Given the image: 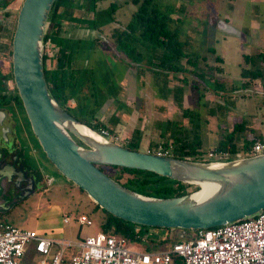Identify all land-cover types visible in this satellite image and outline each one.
I'll return each mask as SVG.
<instances>
[{
	"label": "rangeland",
	"instance_id": "rangeland-1",
	"mask_svg": "<svg viewBox=\"0 0 264 264\" xmlns=\"http://www.w3.org/2000/svg\"><path fill=\"white\" fill-rule=\"evenodd\" d=\"M154 1L160 5L161 9L167 7V16L170 17L168 25L178 33L181 40L188 41L189 47L186 51L189 52L190 59L196 61L201 70H206L211 81L214 79L220 82L222 86L218 88H222L226 93L225 97L217 94L214 88H211L212 86L206 90L202 89V96H200V92L194 90L192 86L197 82L196 76L190 72L169 73L167 76L151 72L144 63L145 56L142 61L144 67L142 74L136 71L135 64L122 63L116 56L112 58L113 28L126 25L136 8L128 0H116L118 4L115 13L116 21L106 25L102 32L91 33L97 38L96 47L107 52L103 56L110 64V66L99 64L97 69L95 66L97 77H99L97 85L102 94L107 96L96 113V118L110 127V117L120 116L125 120V124L114 133L127 140L132 135L129 128L141 126L140 129H143L139 145L141 151H146L150 141L163 140L154 133L158 132L156 122L166 119L175 121L179 127H186L188 130L198 129L202 149L206 152L213 146L215 148L221 132L226 133L232 128L233 123L241 122V120L247 121L246 130L243 133L245 138L250 141L257 137L256 128L264 127V89L259 80L248 88L240 87L243 81L240 78V71L243 54L259 51L264 53V0ZM21 3L22 0H12L11 5L0 8V71L7 73L11 71L10 44ZM108 4L109 1L104 2V5ZM77 13L75 12L76 15ZM67 25L68 23L64 22L63 27L68 30ZM72 33L76 34L75 30L69 34L72 35ZM47 50L45 46L44 52L48 53L49 50ZM196 55L198 60L193 58ZM215 56L221 57L222 61L215 60ZM181 62L188 69L195 68L192 63L186 61V58H183ZM46 67H51L49 60H46ZM183 78L187 79V83L182 82ZM164 79L169 90L178 86L183 87L182 108L173 102L172 93L168 92L166 97H162ZM104 81H109L110 85L103 86ZM5 84L9 93H15L13 80L10 77ZM97 95H100L99 91ZM224 101H226L227 110L223 115L218 113L217 116H209L207 114L211 105L214 107L217 103L222 105ZM68 103L76 105L73 99H70ZM259 105L261 109L256 108ZM10 112L15 134L14 136L11 131V139L17 143L20 158L25 165L40 174L41 181L33 195L15 204L0 218L12 225L34 229L52 237H84L100 231L98 221H100L101 213L91 211L95 202L85 191L66 179L46 158L32 133L23 105L18 102L15 108H10ZM196 112L199 115L198 127H195L194 121L191 120V113ZM188 135L192 137L193 133L190 131ZM195 189L196 187L191 186L188 192ZM79 214L89 216L93 223L80 225L76 220ZM65 216L70 218L67 223L63 221ZM178 232V229H150L149 233L156 234L155 241L167 244L177 237ZM164 239L167 240L163 241ZM149 242L145 240L142 246H146ZM129 247L134 248L132 245ZM142 248L135 247L137 250ZM30 255L24 260L33 261L39 258L31 249Z\"/></svg>",
	"mask_w": 264,
	"mask_h": 264
},
{
	"label": "water",
	"instance_id": "water-1",
	"mask_svg": "<svg viewBox=\"0 0 264 264\" xmlns=\"http://www.w3.org/2000/svg\"><path fill=\"white\" fill-rule=\"evenodd\" d=\"M6 0H0V7ZM56 0H22L12 36V77L33 135L46 158L100 208L133 224L196 231L249 217L264 209V153L229 160H198L131 150L80 122L53 97L44 71V37ZM0 111V116H1ZM84 126L99 138L80 130ZM2 135L5 137L4 133ZM3 180L13 167L1 166ZM100 165L146 170L196 187L157 197L134 191ZM207 186L205 190L204 187ZM14 202L0 201V214Z\"/></svg>",
	"mask_w": 264,
	"mask_h": 264
},
{
	"label": "trees",
	"instance_id": "trees-1",
	"mask_svg": "<svg viewBox=\"0 0 264 264\" xmlns=\"http://www.w3.org/2000/svg\"><path fill=\"white\" fill-rule=\"evenodd\" d=\"M91 2L93 7L85 17H78L74 14V0H56L52 13L50 14V23L47 33L44 37V42L50 40L51 44L55 46L56 52L53 55H48L44 52L43 62L44 71L47 84L54 97V99L65 108L72 116L80 122L98 130L100 127H105L109 131L111 128L96 118L101 104L106 100V94H102L100 87L97 85V71L90 66L87 58L88 51L96 46L97 38L88 41L82 39H75L67 36L68 30L63 27L64 22L73 24V26H80L88 30L103 31L106 25L115 22V13L118 9L116 0L109 2L105 8L97 9L96 4L103 0H83ZM131 4L136 6L132 12L130 20L124 26H115L113 28L111 37L112 51L111 57L116 56L122 63L128 65L135 64L136 71L140 74L144 72L143 59L146 57L145 64L148 69L154 73H162L167 76L169 73H186L190 72L195 75L197 82L193 83L194 90H198L201 94L202 89L214 88L217 94L225 97V92L222 90L220 82L213 79L206 74L205 69H200L196 61L190 59L189 52L186 48L189 43L186 40H181L177 32L172 30L168 25V17L166 8L161 9L160 5L154 0H128ZM12 0H6L5 6L11 5ZM12 44H10V52ZM186 58L188 63L195 66L193 69H188L182 65L181 60ZM198 60V56H193ZM46 60H49L51 67H46ZM215 60L222 61L221 57L215 56ZM103 64H107L103 62ZM102 66H105L103 65ZM221 71L220 68H217ZM5 71V70H4ZM12 77V69L10 73L0 71V104L9 103L11 100H18L20 98L16 95H5L1 93L4 80ZM241 81L240 87L248 88L259 80L264 89V53L259 51L257 53L243 54L240 71ZM183 83H187V79H182ZM109 81H104L103 86L110 85ZM217 84V85H216ZM164 91L161 93L162 97H166L167 93H172L173 102L183 107V87L178 86L170 89L166 86V79L163 80ZM201 87V88H200ZM100 95H97L98 91ZM111 90H113L110 87ZM224 92V93H223ZM113 94V93H112ZM70 99L75 101L74 106L69 107ZM207 103V102H206ZM226 101L222 105H213L207 111L209 116L223 115L226 111ZM191 120L194 121L195 127L199 124L197 120L199 115L191 113ZM196 120V121H195ZM116 116H111L110 124H117ZM157 130L162 141H150L148 148L155 149L160 142L164 147H171V155L178 158L202 159L208 152L202 149V141L200 138V131L198 129H189L193 136L189 137L190 132L186 127L182 128L172 120L157 121ZM246 121L234 123L232 129L221 133L215 148L235 152L238 147V141L246 129ZM264 140V136H257L252 138V141ZM141 141V131L133 129L131 138L125 147L131 150H139ZM247 139L243 144L250 142ZM100 169L106 172L109 176L114 178L124 186L145 195H152L157 197H171L187 193L191 186L180 181L170 179L156 173L133 169L121 166L100 165ZM82 190V189H80ZM92 212L101 213L99 223L100 231L108 234L120 235L131 241H142L147 243L149 247H155V235L149 233L150 229H168L159 227H148L124 221L105 209L100 208L94 203ZM4 213L0 214L2 217ZM0 221H6L0 218ZM82 238V237H77ZM167 239H164L165 241ZM173 240V239H172ZM170 240V241H172Z\"/></svg>",
	"mask_w": 264,
	"mask_h": 264
},
{
	"label": "built area",
	"instance_id": "built-area-1",
	"mask_svg": "<svg viewBox=\"0 0 264 264\" xmlns=\"http://www.w3.org/2000/svg\"><path fill=\"white\" fill-rule=\"evenodd\" d=\"M45 46L49 56L56 52L50 40ZM97 131L116 144L128 143L105 127ZM171 151V147L159 144L145 152L172 156ZM259 153H264V140L241 144L235 152L212 148L198 160L223 161ZM69 220L68 216L63 218L66 223ZM76 220L80 225L93 223L85 214H79ZM178 231L177 237L167 244L155 243V247L148 248L142 246L144 238L141 242L131 241L103 231L82 238L52 237L0 221V264H264V209L216 227ZM30 249L39 258L25 261L31 256Z\"/></svg>",
	"mask_w": 264,
	"mask_h": 264
},
{
	"label": "flooded vegetation",
	"instance_id": "flooded-vegetation-1",
	"mask_svg": "<svg viewBox=\"0 0 264 264\" xmlns=\"http://www.w3.org/2000/svg\"><path fill=\"white\" fill-rule=\"evenodd\" d=\"M1 7L5 8L6 6L4 4ZM7 79L4 80L1 93L5 95L18 94L14 82H13L14 84L13 87L15 93L14 92L9 93L7 91L8 87L7 84H5V81ZM10 79L13 80V78ZM18 102L22 104L21 99L20 101L14 99L11 100L9 103L0 104V111L2 114L0 116V151L4 152L1 166L6 164L8 168L13 167L12 179L10 181L7 179L3 180V192L0 197V201L12 200V202H14L13 206L18 202L25 200L30 195H33L35 191H37L38 185L41 181L39 178L40 174L37 173L35 170H32L30 166L25 165L23 160L20 158L18 153L19 148L17 146V143L16 141L14 142L11 139V135H10L11 131L13 134L14 131H13V123L11 118L12 114L10 112V108L11 107L15 108ZM68 106L72 107L74 105H69L68 103ZM2 133H4L5 137L2 135Z\"/></svg>",
	"mask_w": 264,
	"mask_h": 264
},
{
	"label": "crops",
	"instance_id": "crops-1",
	"mask_svg": "<svg viewBox=\"0 0 264 264\" xmlns=\"http://www.w3.org/2000/svg\"><path fill=\"white\" fill-rule=\"evenodd\" d=\"M107 1H112V0H103V1H100V2H98L97 4H96V8L97 9H101V8H105V7H107L108 5H104V2H107ZM74 4H75V7H74V14H75V12H78L77 13V15L76 16H78V17H85V16H87L88 15V13L91 11V9H92V7H93V5H92V3L91 2H87V1H83V0H74ZM79 12H81V13H79ZM68 32H67V36H69V37H73V38H75V39H82V40H88L89 42L90 41H92V40H94V39H96V37H93L92 35H91V33L92 32H99V31H96V30H88V29H84V28H82V27H80V26H77V27H75V26H73V24H70V23H68ZM73 30H75V32H76V34H73L72 33V35L71 34H69L71 31H73ZM69 34V35H68ZM107 52H105V51H103L102 49H100V48H98V47H96V46H94V47H92L89 51H88V54H87V58L84 60V62H86V61H88V59H89V64H90V66H92V67H94V69H95V66H96V69H97V66L99 65V64H103V62H106L107 63V61H108V59H106V58H104V54H106ZM111 53V52H110ZM112 54V53H111ZM107 66H110V64H106ZM113 65H116L115 63H113ZM119 65V64H118ZM100 66V65H99ZM117 66V65H116ZM257 109H261V107H260V105L259 106H257L256 107ZM112 116H116L117 117V119H118V122H117V124H115V125H113V124H110L109 123V125H110V128H111V132H117L116 130H118V128L119 127H122V126H124V124H125V120H123L120 116H118V115H112ZM257 117V116H256ZM255 117V118H256ZM111 118V117H110ZM109 120V119H108ZM242 121V120H241ZM246 121V120H245ZM106 124V123H105ZM234 124V123H233ZM232 124V125H233ZM246 126H247V121H246ZM141 128V126H138V127H133V128H129V129H131V131H133V129H139L140 131H141V133H142V131H143V129H140ZM232 129V128H231ZM231 129H228L227 131H229V130H231ZM246 130V129H245ZM244 130V131H245ZM252 130V129H251ZM253 130H255V129H253ZM256 130H257V133H255L257 136H259V135H261V136H264V127H259V129L258 128H256ZM222 133V132H221ZM244 133V132H243ZM157 134V136L159 137V131L157 132V131H155V133H154V135H156ZM217 138V137H216ZM159 139H163V138H161V137H159ZM245 139H247V138H245V136L242 134V136H241V140L240 141H238V146L239 145H241V144H243V142H244V140ZM141 140H142V136H141ZM248 140V139H247ZM158 141V140H157ZM162 142H160V144H161ZM148 148V147H147ZM213 148H214V146H213ZM211 149V148H210Z\"/></svg>",
	"mask_w": 264,
	"mask_h": 264
},
{
	"label": "bare ground",
	"instance_id": "bare-ground-1",
	"mask_svg": "<svg viewBox=\"0 0 264 264\" xmlns=\"http://www.w3.org/2000/svg\"><path fill=\"white\" fill-rule=\"evenodd\" d=\"M79 127H80V130H81L83 133H85V134H87V135H90V136H93V137H96V138H99V136H98L96 133H94V132L88 130L86 127H84V126H79ZM204 189L206 190V189H207V186H205Z\"/></svg>",
	"mask_w": 264,
	"mask_h": 264
}]
</instances>
